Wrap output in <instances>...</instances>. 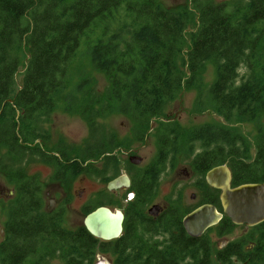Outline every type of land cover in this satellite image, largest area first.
Listing matches in <instances>:
<instances>
[{
    "label": "trees",
    "instance_id": "trees-1",
    "mask_svg": "<svg viewBox=\"0 0 264 264\" xmlns=\"http://www.w3.org/2000/svg\"><path fill=\"white\" fill-rule=\"evenodd\" d=\"M190 3L195 12L169 11L158 0H0V172L14 192L1 231L0 264L53 259L96 264L98 254L111 256V264H264V222L220 250L207 236L212 228L198 243L188 237L178 209L172 212L178 219L176 234L164 248L156 247L159 231L142 225L141 213L156 194L159 175L183 149L190 154L199 146L190 165L203 187L206 172L224 164L231 187L264 182V127L259 122L264 118V0H235L230 6L212 0ZM194 19L197 28L189 32L183 52ZM82 42L91 71L105 78L102 91L89 75L69 92L70 65ZM208 63L214 77L207 100L228 124L256 123L252 142L233 128L202 125L186 131L160 123L155 158L134 173L129 191L136 195L124 206V232L117 240L96 239L83 225L64 229L62 208L43 209L39 179L28 176L27 166L52 165V180L61 184L77 176L108 183L120 175L114 153L119 144L114 134L101 133L98 121L113 114L128 117L132 140L143 142L167 102L184 90L199 89L200 72ZM60 104L85 122L89 135L79 147L59 143L50 154L43 146L48 141L45 124ZM218 196L208 187L202 202L221 211ZM107 205L99 196L82 211L86 216ZM236 228L226 216L213 227L219 235Z\"/></svg>",
    "mask_w": 264,
    "mask_h": 264
},
{
    "label": "rangeland",
    "instance_id": "rangeland-1",
    "mask_svg": "<svg viewBox=\"0 0 264 264\" xmlns=\"http://www.w3.org/2000/svg\"><path fill=\"white\" fill-rule=\"evenodd\" d=\"M217 4H226L230 6L235 0H212ZM159 4L169 10L177 11L183 8L193 9L190 0H158ZM196 19V18H195ZM192 23L186 31V42L184 45V51L189 44V32L195 31L197 24ZM23 68L20 69L16 76V80L20 83L22 78ZM246 72L244 67L239 69V74L243 75ZM92 76L95 86L98 90L105 89L107 83L105 78L91 71L89 61L86 58L85 43H81L77 54L70 65L69 73V92L75 91V84L83 76ZM214 68L211 64H206L200 72V86L190 90L182 91L173 101L167 102L163 111V117L154 119L152 121V130L148 132L146 139L137 143L132 140V123L128 117H123L117 114H113L106 118L100 119L98 124L103 128L101 133L106 136L114 134L119 148L115 151L119 164L120 174L124 173V169L128 163L127 155L130 154L129 150L132 148H138L137 156L141 158V164L139 168H144L148 165L156 155V143H155V129L162 123L163 119L166 122L173 119V123L179 127L188 131L192 128H197L202 125H212L218 128L228 127L235 129L234 131L245 136L250 142L256 136L255 124L256 123H226L215 111L209 100H207L206 90L210 83L213 81ZM67 94V92H66ZM198 103L196 105V99ZM171 122V121H170ZM264 127V118L259 120ZM164 123V122H163ZM45 130L48 133V141L44 144V148L50 154L53 153L54 147L59 143H65L71 146H81L89 135L88 127L85 122L77 115L64 112L63 105L60 104L50 115V118L46 121ZM200 151L198 145L194 146L193 152L190 154L185 149L181 150L174 158L172 163L170 160L166 164L168 165L164 170V173L159 179V183L156 189V194L153 198V203L161 204L165 200L179 203L176 201L178 193L179 198H184L188 205L190 201V195L195 193L194 183L200 182V178L192 171V176L189 177L184 174L183 170H192L190 161L193 154ZM128 152V153H126ZM98 164V163H97ZM28 176H37L40 184V196L44 207L48 205V200H54V208H64V215L62 218V227L67 230H75L82 225L85 213L82 211L84 206L91 205L97 201L99 196L106 198L107 201L112 202L113 209H123V205L126 204L123 199L121 190L114 192H107L106 183L101 182L99 179L90 176H77L75 178L68 177L64 184L53 181L52 175L55 171L52 165H45L39 162L31 163L26 167ZM13 187L8 183L5 176L0 172V233L3 225L6 221V207L9 200L14 197ZM12 191V193H11ZM101 194V195H99ZM128 201V198L126 199ZM199 200V199H198ZM184 209V206L181 204ZM148 208V207H147ZM146 211V208H145ZM243 232L242 226H237L231 233L232 236L240 235ZM207 236L211 242V246L214 249L217 247L213 241L218 238L214 229L212 228ZM231 236V237H232ZM1 238V236H0ZM233 242V241H232ZM220 244V246H222ZM111 257L107 255H96V264H107ZM32 260L28 261L30 263ZM47 264H62L58 259H53ZM235 264V263H234Z\"/></svg>",
    "mask_w": 264,
    "mask_h": 264
},
{
    "label": "water",
    "instance_id": "water-1",
    "mask_svg": "<svg viewBox=\"0 0 264 264\" xmlns=\"http://www.w3.org/2000/svg\"><path fill=\"white\" fill-rule=\"evenodd\" d=\"M140 159L134 161V164H140ZM205 181L209 187L220 192L222 213H218L210 204L198 207L183 220L189 235L194 237L201 235L208 228L218 224L223 216H226L235 226H244L246 231L264 222V182L231 187V172L226 164L208 170ZM129 185L128 177L121 175L108 182L106 189L112 191L121 187L127 188ZM49 203L47 212L52 210L53 200ZM156 208L155 205L152 206L149 213L153 214ZM123 220L124 215L119 209L112 211L107 207H98L83 218L82 224L94 238L108 242L121 237ZM230 241L231 238H227L224 244Z\"/></svg>",
    "mask_w": 264,
    "mask_h": 264
},
{
    "label": "flooded vegetation",
    "instance_id": "flooded-vegetation-1",
    "mask_svg": "<svg viewBox=\"0 0 264 264\" xmlns=\"http://www.w3.org/2000/svg\"><path fill=\"white\" fill-rule=\"evenodd\" d=\"M164 123H166V124H170V123H173V119L172 120H170V121H168V122H166V120H162ZM150 130H152V124H151V126H150ZM149 130V131H150ZM138 148H134V149H130L129 150V152H130V154L129 155H127V157H128V163L127 164H125L126 165V168L124 169V173H122V174H120L119 176H121V175H126L127 177H128V179H129V181H130V185H129V187H127V188H124V187H121V188H118V189H115V190H112V191H108L107 189V192H110V194H112L111 192H114V191H117V190H121V192H122V195H123V199L125 200V202H126V204H128L130 201H132L133 200V198L135 197V195H136V191L135 190H131V191H129V189L132 187V185L134 184V173L135 172H137V171H141L142 169H144L146 166H144V168H139L140 167V164H134V161H136V160H138V159H140V157H138L137 156V150ZM156 152H157V149H156ZM126 153H128V152H126ZM141 160V159H140ZM142 162V161H141ZM131 165V167H133L132 169H129V166ZM168 165H170L169 163L168 164H166V166H165V168L168 166ZM120 167V166H119ZM164 168V169H165ZM165 171V170H164ZM164 171L163 172H161V174L159 175L160 177L162 176V174L164 173ZM183 172H184V174H186L187 176H189V177H191L192 176V170H189V171H187L186 172V170H183ZM119 176H117V177H119ZM116 177V178H117ZM160 177H159V179H160ZM115 179V178H114ZM204 179H205V177H204ZM113 180V179H112ZM110 182V181H109ZM206 182V181H205ZM106 185H107V183H106ZM203 184L202 183H199V182H196V183H194V185H193V187L195 188V193H193V194H191L190 195V203L187 205L186 204V202H185V199L184 198H179V196H180V193H178V195H177V199L178 200H176L178 203H179V205L178 204H175V202H173V201H170V199H168V200H165L163 203H161V204H158V203H153V199H152V201L150 202V203H148L144 208H146V211H145V209L142 211V213H141V216L143 217L142 219H144L145 221L142 223V225H144V227L146 228V227H148V226H152L153 227V229H157L158 231H159V233L154 237V239L156 240V242H157V248H164L166 245H167V242H168V239H169V236L171 235V234H176V231L173 229V227H174V223L178 220L174 215H172V212L174 211V210H177L178 212H180V215H181V217H180V220H179V222L181 223V225H182V228H183V231H184V233L188 236V237H190V238H193V239H195L196 240V243H198L199 242V238H201V237H203V235H205V233L210 229V228H213V227H215V226H217L218 224H216V225H214V226H212V227H210V228H208L204 233H202L201 235H199V236H196V237H194V236H191V235H189V233L186 231V229H185V227H184V225H183V220H184V218L188 215V214H190L192 211H194V210H196L198 207H200V206H202V205H205V204H208L207 202L206 203H203L202 202V200H203V198L206 196V194H207V189H208V185H207V183H206V185H207V187L205 186V187H203L202 186ZM211 188V187H210ZM212 189H214V188H212ZM216 190V189H215ZM99 195H101V194H99ZM219 195H220V192H219ZM128 198V201L126 200ZM218 198H219V196H218ZM199 199V200H198ZM50 200H52V199H49L48 200V205H46V207H44V205H43V209L46 211V208L49 206V201ZM220 201V200H219ZM108 202H110V205H107V206H100V207H107V208H109L110 210H114L113 208H111L110 206H112V202L109 200ZM181 204L184 206V209L181 207ZM156 206L157 208L153 211V214H155V215H153V214H150L149 213V209H151V207L152 206ZM210 205H212V204H210ZM54 206H56L55 204H54V200H53V207H52V210L50 211V212H48V213H52L53 211H57V210H59V209H63V211H64V208L63 207H61V208H59V209H55L54 208ZM124 206H125V204L123 205V209L121 210V209H119L121 212H122V214L124 215V220H125V216H126V213H125V209H124ZM212 206H214V205H212ZM148 207V208H147ZM215 208H216V211L218 212V213H222V210L220 211L216 206H214ZM47 212V211H46ZM85 217V216H84ZM224 217V216H223ZM223 217H222V219H223ZM221 219V220H222ZM124 220H123V224H122V235H123V232H124ZM220 220V221H221ZM219 221V222H220ZM218 222V223H219ZM82 223H83V221H82ZM83 225V224H82ZM141 225V221H139V223L137 224V226L139 227ZM168 228L170 231H166V230H164V228ZM243 227V232L240 234V235H236V236H232V234L230 233V234H228V235H219V234H217L216 233V235L218 236V238L216 239V240H214L213 241V243H214V245L217 247V249L218 248H220V249H222V248H224L228 243L230 244L231 242H232V239H233V241H235V240H237V239H239L241 236H244L247 232H248V230L250 229H248L247 231L244 229V226H242ZM1 231H2V229H1ZM121 235V236H122ZM0 236H1V233H0ZM232 236V237H231ZM238 236V237H237ZM235 237H237V238H235ZM227 238H231V241L230 242H228L226 245L224 244L225 243V240L227 239ZM235 238V239H234ZM119 239V238H118ZM117 240V239H116ZM113 241V240H112ZM202 243H204L205 245H207V241H205V242H202ZM223 243V245L222 246H220V244H222ZM220 249H218V250H220ZM107 257H111V256H109V255H107ZM112 258V257H111ZM234 262L235 263H237V261H235L234 260ZM108 263L109 264H111L112 263V260L110 259L109 261H108Z\"/></svg>",
    "mask_w": 264,
    "mask_h": 264
}]
</instances>
